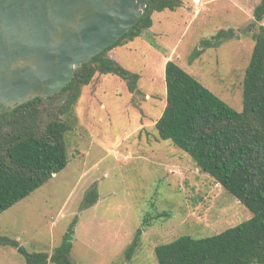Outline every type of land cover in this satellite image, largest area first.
Instances as JSON below:
<instances>
[{
	"label": "rangeland",
	"instance_id": "obj_1",
	"mask_svg": "<svg viewBox=\"0 0 264 264\" xmlns=\"http://www.w3.org/2000/svg\"><path fill=\"white\" fill-rule=\"evenodd\" d=\"M196 1L182 0L183 6L174 12L154 13L152 28L112 50L120 59L116 62L138 74L136 92L130 93L120 77L96 74L82 87L69 114H61L67 93L42 100L43 126L55 114L69 123V162L0 215L1 237L49 257L74 225V264H157L155 249L161 244L181 236L220 234L253 217L190 155L160 139L155 127L166 102V59L234 110L243 111L244 78L256 32L246 30L260 0ZM221 30H234L236 36L217 48L203 46ZM198 50L202 52L195 58ZM92 188L98 191V201L83 210ZM156 213L169 217L156 219ZM148 214L151 221L146 225ZM139 230V245L128 259L126 250ZM0 264L26 260L16 248L0 244Z\"/></svg>",
	"mask_w": 264,
	"mask_h": 264
},
{
	"label": "trees",
	"instance_id": "obj_2",
	"mask_svg": "<svg viewBox=\"0 0 264 264\" xmlns=\"http://www.w3.org/2000/svg\"><path fill=\"white\" fill-rule=\"evenodd\" d=\"M182 0H151L138 24L116 43L82 65L73 80L62 90L68 98L61 114H69L79 99L82 87L96 74H111L126 82L131 93L137 91L139 76L107 56L124 40L140 37L153 26L154 13L174 12ZM264 0L253 12L247 32L256 29L250 63L244 78L243 111L238 112L195 77L173 61L165 67L166 106L156 122L158 135L186 152L197 167L238 199L253 217L224 232L196 239L181 236L155 249L157 264H264ZM236 36L234 30H221L203 46L217 48ZM196 53L195 58L201 53ZM194 58V57H193ZM193 58L191 61H193ZM51 96L50 98L54 97ZM42 98L33 99L0 115V215L30 196L69 162L66 133L69 123L61 114L46 126L40 123ZM63 110V111H62ZM99 198L90 189L82 202L83 210ZM169 214L156 213L155 218ZM151 214L145 224L151 221ZM144 225V226H146ZM74 225L62 237L51 256L29 253L18 241L0 236V244L14 247L26 264H74L72 250ZM139 230L126 250L130 259L137 249Z\"/></svg>",
	"mask_w": 264,
	"mask_h": 264
},
{
	"label": "water",
	"instance_id": "obj_3",
	"mask_svg": "<svg viewBox=\"0 0 264 264\" xmlns=\"http://www.w3.org/2000/svg\"><path fill=\"white\" fill-rule=\"evenodd\" d=\"M151 0H0V115L62 91Z\"/></svg>",
	"mask_w": 264,
	"mask_h": 264
},
{
	"label": "crops",
	"instance_id": "obj_4",
	"mask_svg": "<svg viewBox=\"0 0 264 264\" xmlns=\"http://www.w3.org/2000/svg\"><path fill=\"white\" fill-rule=\"evenodd\" d=\"M253 21V20H252ZM112 50H114V48L112 49ZM111 50V55H110V58L111 59H113L114 61L116 60V61H119L120 62V59H119V57L115 54L117 51H112ZM116 50V49H115ZM117 50H118V48H117ZM114 52V53H113ZM169 60L168 59H166V61H165V64L163 65V72H164V70H165V67H166V64H167V62H168ZM165 73V72H164ZM163 78H164V76H163ZM129 91V90H128ZM131 93V92H130ZM165 106H166V102H165V105H164V108H165ZM164 108H163V111H164ZM162 114H163V112L160 114V116H159V118L162 116ZM158 118V119H159ZM158 119H157V121H158ZM156 125V124H155Z\"/></svg>",
	"mask_w": 264,
	"mask_h": 264
},
{
	"label": "built area",
	"instance_id": "obj_5",
	"mask_svg": "<svg viewBox=\"0 0 264 264\" xmlns=\"http://www.w3.org/2000/svg\"><path fill=\"white\" fill-rule=\"evenodd\" d=\"M196 3H198V1L195 0Z\"/></svg>",
	"mask_w": 264,
	"mask_h": 264
}]
</instances>
